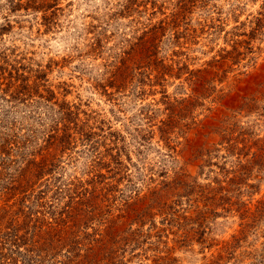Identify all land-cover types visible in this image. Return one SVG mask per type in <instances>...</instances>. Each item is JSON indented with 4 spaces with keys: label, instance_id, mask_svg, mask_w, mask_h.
<instances>
[{
    "label": "rangeland",
    "instance_id": "rangeland-1",
    "mask_svg": "<svg viewBox=\"0 0 264 264\" xmlns=\"http://www.w3.org/2000/svg\"><path fill=\"white\" fill-rule=\"evenodd\" d=\"M9 1L0 0V132L18 146L33 135L29 149H40L62 104L78 121L54 171L26 189L27 152L0 150L1 231L21 219V190L39 192L38 215L58 221L75 198L68 188L95 187L81 234L107 238L116 223L114 264H264V0H12L16 10ZM123 65L126 76H114ZM135 127L151 131L140 148ZM103 183L115 185L108 201ZM128 208L148 214L133 222Z\"/></svg>",
    "mask_w": 264,
    "mask_h": 264
},
{
    "label": "trees",
    "instance_id": "trees-1",
    "mask_svg": "<svg viewBox=\"0 0 264 264\" xmlns=\"http://www.w3.org/2000/svg\"><path fill=\"white\" fill-rule=\"evenodd\" d=\"M34 1L36 0H32V2ZM9 2L11 5V9L14 10H16L21 5L20 2H15L12 0ZM262 9L263 12H259V15H261V17L255 18V30H258L260 27L264 26V4L262 5ZM176 15L177 14L175 13L174 17H176ZM150 40H153V36ZM235 52L236 53L234 56L230 55V59L233 61V63L237 61L238 55L240 54V52H238L237 50ZM225 57L226 56L224 55L221 56V58ZM213 60L212 64H209L210 66H213L215 65L214 63L218 62L222 63V60ZM218 68L219 66H216V69ZM2 70H6L8 76H11L12 70H15L16 72L18 71V69L13 64H11V68L4 66ZM128 70L129 66L127 67L126 65H123L122 67H119L117 69V73L114 76H126L122 74L128 72ZM35 72L37 74H40L41 76L45 74L43 68L37 69ZM3 73L4 71H1L0 76ZM197 103L198 105H202V103L199 101ZM187 107L189 110V105H187ZM58 111L59 119L55 121V123L49 130L42 133L43 135H45L43 137V141L45 143L42 144L40 149H35L34 146L29 149L32 139H34V141L36 140V137L33 138V135H31V138H24L26 146L24 144L18 146L19 141L17 140L19 136L7 135L5 132H0V138L2 140L0 143V150L2 152H6V154H8V152L11 151L10 147L12 143H14L15 145L17 144L15 147V151H19V153H22L25 150V152H27V154L20 156L21 161L23 162L21 163L22 165L20 164L21 166H19V175L23 174V179L25 180L22 189H26L27 183L34 185L42 175L48 173L49 171H54V169L59 164L58 159L60 157L59 155H57L59 153H56L55 150L57 148L63 150L61 147H64V145L69 142V139L72 136V131H70L69 129L71 123L77 125V111L75 109H72L70 106H66L65 104H62L58 108ZM184 111L185 109L183 106L179 108V111L177 113L178 120H175V123H179V120L183 119ZM229 121L231 125H237L235 120L231 121L229 118ZM59 124H61V126H59ZM169 124L170 119L162 121L161 126H158L159 131H161L162 134L168 133ZM42 125L44 124H39V126L41 127ZM140 131L142 130L138 129V127H135V136H137L136 144L138 148H140V145H144V142L147 141L151 136V131H149L150 135L148 132L138 135L137 132ZM137 147L136 149L139 152V149ZM38 154H40V158L35 159L36 155ZM113 157L116 163V170L113 172V174L121 175L119 177L121 179V177H125L127 166H125V169H122L120 167L122 162L118 160V157H120L119 153H116ZM237 179L235 183H237ZM240 180H242L241 177ZM97 183L101 182L97 181ZM73 186L77 189L79 188L78 185ZM114 188L115 185H112L111 183H103L101 189H105V194H107V201L111 198V192L109 191L112 189L113 192ZM75 190L73 188L67 189L68 193H75V198L70 197L69 203L71 204V209L66 210L67 214L65 215V217L60 218L58 221L55 219H53V221L47 220L43 218V215H38L39 211L36 209L41 207V205H46L45 202L40 204L41 194L39 192L36 194H32V192H30L27 196H24L23 192L25 190H21L22 197L20 198L19 209H17L18 216L21 217L20 221L15 222L14 220H12V222H8L5 231L2 232L0 229V233L2 232L1 234L3 235L2 238L0 236V264H93V262L100 264H114L116 257V244L121 242V233H119L120 227L115 228L114 225H116V223L112 224L110 221H107L109 229L107 238H104V235L102 236L100 234L97 236L95 232L90 234V237H85L84 235L82 236V232L85 233V229L87 228V220L90 214L89 210H84L82 208L90 207V210H93L95 200L97 199V194L99 193L95 187H92V191H88L86 188H83L81 190L79 189V191L77 192ZM176 198L179 199V195L176 194ZM51 204L53 203H50V205ZM159 206H166V204L162 201ZM240 206L245 207V203H241ZM261 209L262 208H260L259 210ZM259 210L257 212H261ZM34 212L37 213L38 216L34 217ZM243 212L244 213H242L241 216L245 215L247 209L244 208ZM147 214L148 210L139 211L128 208L124 216H121H123V218L125 219H130V221L136 222L140 218H144L145 216H147ZM173 214L174 213H170V215L172 216ZM198 214L200 213L198 212L197 215ZM184 219L186 218L184 217ZM99 223L103 222H97V224ZM103 224L107 225L106 223ZM177 225L178 227H183L187 226V223L182 222ZM190 228L191 227H189V229ZM188 230L183 232V236L188 234ZM132 233L133 232L129 233V235H131ZM62 250H64L65 252V254H61L64 260H58L56 262V260H54V255L55 253ZM80 251L83 252V255H79ZM49 260H51V262L47 263Z\"/></svg>",
    "mask_w": 264,
    "mask_h": 264
}]
</instances>
